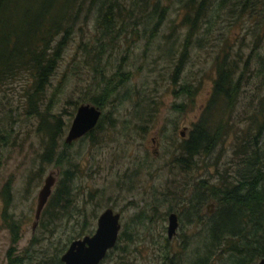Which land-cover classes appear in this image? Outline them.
Here are the masks:
<instances>
[{
	"label": "rangeland",
	"instance_id": "rangeland-1",
	"mask_svg": "<svg viewBox=\"0 0 264 264\" xmlns=\"http://www.w3.org/2000/svg\"><path fill=\"white\" fill-rule=\"evenodd\" d=\"M130 1L134 2H120L130 9ZM154 1L148 0L145 6L144 1L135 0L137 7H148L149 11L157 2V12L165 7L163 19L155 29L151 25L156 18L145 19L140 14L141 24L135 30L130 28L127 30L129 33L116 37L114 47L102 52L98 63L101 76L112 81L107 88L115 83L116 86L108 89L112 102L101 107L100 115H105V121L107 115L116 121L110 127L104 121L102 132L93 135L91 143L86 136L68 144L64 143V139L77 106L92 105L87 100L101 96V89L105 87L100 83V73L93 71L90 57L87 56L85 62L81 57L82 50L77 46L80 39L88 47L95 43V32L98 31L94 29V24L88 21L83 27V36L76 33L62 53L56 72L51 77L48 95H56L52 100V115L60 113L64 125L67 124L60 143L68 145L67 148L62 146V149L65 156L72 159L71 168L74 170L70 185L71 205L67 210L71 214H66L70 220L65 215L57 221L49 220L46 234L40 229L31 230L37 191L43 186L47 174L52 173L55 181L59 179L62 170H67L69 159L61 156L54 164L44 165L42 174L37 176L40 162L37 154L43 148L40 142L42 136L36 133L37 118L28 117L21 107L20 89L25 79L19 78L15 88L11 85V89L0 93V97H6L0 103V118L13 108L10 116L14 122L13 126L11 122H6L8 143L6 146L0 144V264H5V252L13 255L18 251L28 255L32 254L31 248L34 251L32 264L39 262L42 254L46 258L55 256V249L60 257L72 238L76 239L84 231V235L94 233L98 214L106 208L119 213V233L124 234V239L128 236L132 239L118 243V248L123 247L125 253L111 248L99 264H164L161 252L167 248L179 252L185 238H189V242L178 264H188L191 259L203 254L206 236H202V224L186 226L183 219L180 222L177 218L178 229L171 238L166 236L168 209L178 214L179 207L173 203L185 202L191 193V187L183 188L187 177H184L181 168L171 164V159L207 102L216 78L215 58L221 57L224 52H229L241 67L247 60H250L251 66L239 85L238 101L228 119L232 126L225 142L218 144L209 158L217 161L220 167L227 166L233 170L235 163L228 164L234 156L235 137L232 132L241 130V135L249 128L253 132L257 130V125H263L264 66L258 70L260 65L257 63L264 56V23L261 20L258 23L262 28L260 39L257 41L252 33L256 19H264V2L258 5L256 19L248 15L229 25L228 16L219 15L220 12L214 9L217 1L210 0L206 10L207 20L189 36L185 57L176 72L186 36L190 32L183 23L185 8L179 0ZM141 11L144 12L143 9ZM138 15L134 10L133 16ZM252 45L253 49L250 48ZM125 76L127 81L121 83L119 80ZM183 88L187 90L186 94ZM0 128L5 130L2 126ZM208 168L213 170L210 165ZM196 172L190 174V180L186 181L188 184L195 177L207 176L198 174V170ZM214 180L209 179L212 183ZM208 204L210 202L203 206L204 214L212 213L206 209ZM9 225L18 234L14 243L10 242ZM79 226H84L83 231ZM42 235L45 239L39 240ZM29 237H34L33 246H29ZM195 247L199 248L197 254H193ZM26 248L29 252H25ZM224 262V257H219L212 264Z\"/></svg>",
	"mask_w": 264,
	"mask_h": 264
},
{
	"label": "trees",
	"instance_id": "trees-1",
	"mask_svg": "<svg viewBox=\"0 0 264 264\" xmlns=\"http://www.w3.org/2000/svg\"><path fill=\"white\" fill-rule=\"evenodd\" d=\"M121 0H0V93L15 88L16 81L20 78L25 79L20 89L22 97L21 107L27 116H33L39 121L36 127V133H39L41 145L40 153L37 154L39 159V168L36 175L42 174V167L49 163L59 161L61 156L65 159V151L62 146L67 148L68 145L60 143L64 135L67 124L64 125L60 118V113L52 115L53 97L48 95V89L51 86V77L60 63V58L65 51L67 44L74 38L76 33L83 36V27L91 21L94 24L95 32L94 44L90 46L85 44L81 39L77 46L82 50L81 57L87 61V56L92 61V69L100 73L101 69L98 63L101 61L102 52L105 49L114 47L115 38L127 34V30L135 28L141 24L142 14L145 19L156 18V22L151 25L155 29L156 25L161 22L165 7L157 12L159 3L148 10V7H137L134 0L128 3L130 9L124 6ZM139 1V0H137ZM145 6L148 0H142ZM185 8L183 20L184 24L190 29L186 36V43L181 52V59L177 65L176 72L179 71L181 60L185 57V51L189 36L196 32L198 25L207 20L206 10L209 9L210 0H179ZM219 15L228 16L229 25L232 21L249 15L256 19L258 5L264 0H216ZM144 10L142 12L141 10ZM139 13L133 16V11ZM142 12V13H141ZM150 15V16H149ZM133 19V20H132ZM264 23V19H256V27L252 35L260 39L259 21ZM264 38V30L262 32ZM258 36V37H257ZM257 45V43H255ZM253 49V45L250 47ZM223 51V49H222ZM264 56L258 60L260 65L258 70L264 66ZM217 70L215 79L212 82L211 93L206 99V104L201 108L199 118L191 124L185 138L178 145L177 153L171 159V164L176 168H181V172L187 180L190 174L198 170V174H206L205 177H195L188 184L184 181L183 188L186 190L191 187V193L183 201L176 204L179 207L177 214L178 220L183 219L184 224H202V236H206L204 252L198 257L191 259L188 264H212L219 257H224L223 264H256L264 257V120L263 125L257 130H245L241 135L240 131H233L234 143L233 153L228 164L235 163L236 167L230 170L229 167H220L217 161L209 158L213 154V149L220 143H224L226 135L231 127L228 121L237 104V95L240 92L239 85L242 77L250 68V60H247L244 67L240 66L238 60L229 52H224L221 57L215 58ZM100 73L99 76H101ZM108 80H110L108 78ZM101 76V82L105 87L101 89V96L91 97L88 103L101 107L107 102L110 104L111 93L107 88L108 81ZM121 83L127 81V77L119 80ZM99 83V84H100ZM186 94L187 90L182 89ZM110 98V99H109ZM6 99L0 97V103ZM108 99V100H107ZM2 108V107H1ZM9 113L0 118V144L6 146L8 135L6 132V122H11L12 117ZM15 111V110H14ZM25 114V115H26ZM105 115L101 114L98 123L86 134L91 143L93 135L101 131V124L105 121ZM105 125L108 127L114 125L116 119L106 116ZM253 119L251 120V122ZM256 123V122H255ZM11 126L9 129H11ZM93 142V141H92ZM69 159V158H68ZM70 158L67 160V170H62L59 179L51 190V195L45 202V207L40 211L37 229L44 231L46 234L49 220L65 215L69 218L70 212H67L71 203V182L72 173ZM199 162V163H198ZM212 167L209 171L208 166ZM218 165V166H217ZM71 169H70V168ZM35 172V171H33ZM215 179L210 182L209 179ZM34 180V179H33ZM4 194L6 190L4 189ZM212 203V213L204 214V204ZM169 213L172 211L168 209ZM70 213V214H69ZM69 214V216H66ZM4 216V215H3ZM6 220V219H5ZM70 220V218H69ZM9 227V228H8ZM10 242L14 243L18 234L13 231L9 225ZM84 227V226H82ZM79 226V228H83ZM125 227H127L125 225ZM16 227H14L15 229ZM89 230V229H88ZM126 230V229H124ZM91 233V232H90ZM77 235L78 237H82ZM119 233L118 241L112 248H117L125 253L123 247L118 248L120 240L131 241L132 238L122 237ZM35 237V236H34ZM33 237V238H34ZM45 236H39L38 239ZM74 239V238H72ZM189 238H185L180 251H174L167 248L161 252V261L164 264L180 263L181 254L186 250ZM34 240V239H33ZM166 248V247H165ZM32 254L25 255L23 264H32ZM55 249V256L45 257L35 264H61ZM198 247H195L194 253L197 254ZM26 252V250H25ZM41 254V252H40ZM107 257V256H106ZM118 264V263H117ZM124 264V263H122Z\"/></svg>",
	"mask_w": 264,
	"mask_h": 264
},
{
	"label": "water",
	"instance_id": "water-1",
	"mask_svg": "<svg viewBox=\"0 0 264 264\" xmlns=\"http://www.w3.org/2000/svg\"><path fill=\"white\" fill-rule=\"evenodd\" d=\"M100 116V109L98 107L82 104L77 106L76 112L72 117L71 124L67 129V135L64 143L68 144L73 140H77L81 136L90 132L91 129L98 123ZM182 136V132H179ZM44 184L37 191L36 210L33 214V224L31 230L39 221L40 211L45 207L47 198L51 195V189L55 186L56 181L52 173L44 177ZM213 204L206 205L207 211L211 212L210 207ZM94 233L83 235L81 238L72 239L69 246L63 251L59 261L61 264H99V262L106 257L107 251L110 250L116 242L121 230L119 213L117 214L111 208H106L98 214ZM177 214L172 212L167 218L166 236L171 238L174 231L178 229ZM257 264H264V257L261 258Z\"/></svg>",
	"mask_w": 264,
	"mask_h": 264
},
{
	"label": "flooded vegetation",
	"instance_id": "flooded-vegetation-1",
	"mask_svg": "<svg viewBox=\"0 0 264 264\" xmlns=\"http://www.w3.org/2000/svg\"><path fill=\"white\" fill-rule=\"evenodd\" d=\"M88 133V132H87ZM86 133V134H87ZM86 134L85 135H83V136H81V137H84V136H86ZM36 227H37V224H36V226L33 228V231H34V229H36ZM29 238H31V241H29V246H33V239L34 238H32V237H29ZM71 242V241H70ZM26 252H29V251H27V248H26ZM5 256H6V261H5V264H23L22 262H23V260H24V257H25V254H21V252H20V254L18 253V251H15V252H13V255H10V253L9 252H5Z\"/></svg>",
	"mask_w": 264,
	"mask_h": 264
}]
</instances>
